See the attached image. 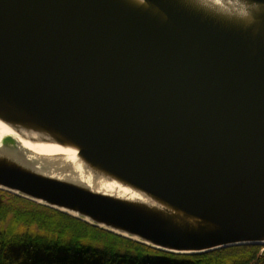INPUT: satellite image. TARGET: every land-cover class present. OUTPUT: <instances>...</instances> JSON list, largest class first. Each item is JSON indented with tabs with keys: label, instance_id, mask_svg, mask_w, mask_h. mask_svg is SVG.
<instances>
[{
	"label": "water",
	"instance_id": "obj_1",
	"mask_svg": "<svg viewBox=\"0 0 264 264\" xmlns=\"http://www.w3.org/2000/svg\"><path fill=\"white\" fill-rule=\"evenodd\" d=\"M257 2L0 0V121L75 158L7 135L0 189L169 253L264 247Z\"/></svg>",
	"mask_w": 264,
	"mask_h": 264
},
{
	"label": "trees",
	"instance_id": "obj_2",
	"mask_svg": "<svg viewBox=\"0 0 264 264\" xmlns=\"http://www.w3.org/2000/svg\"><path fill=\"white\" fill-rule=\"evenodd\" d=\"M0 264H264V247L169 253L0 189Z\"/></svg>",
	"mask_w": 264,
	"mask_h": 264
},
{
	"label": "bare ground",
	"instance_id": "obj_3",
	"mask_svg": "<svg viewBox=\"0 0 264 264\" xmlns=\"http://www.w3.org/2000/svg\"><path fill=\"white\" fill-rule=\"evenodd\" d=\"M7 135L16 137L26 150L31 149L32 151H35L38 155H44V156L60 155V156L67 157L72 162L75 161V158L69 149L59 147L57 145L40 144L37 142H32L29 140L22 139L17 134H15V132L11 128H9L8 126H6L0 121V144H1L2 139ZM119 191L122 192L123 194L135 196V195L128 193V191H126L125 189H119Z\"/></svg>",
	"mask_w": 264,
	"mask_h": 264
},
{
	"label": "clouds",
	"instance_id": "obj_4",
	"mask_svg": "<svg viewBox=\"0 0 264 264\" xmlns=\"http://www.w3.org/2000/svg\"><path fill=\"white\" fill-rule=\"evenodd\" d=\"M259 6H256L255 4L251 7L250 10L244 11L242 14L245 17H248L249 21L251 22L252 19H254V13L261 11L262 8H264V5H262L260 2H257Z\"/></svg>",
	"mask_w": 264,
	"mask_h": 264
},
{
	"label": "rangeland",
	"instance_id": "obj_5",
	"mask_svg": "<svg viewBox=\"0 0 264 264\" xmlns=\"http://www.w3.org/2000/svg\"><path fill=\"white\" fill-rule=\"evenodd\" d=\"M6 141H8V140L6 139Z\"/></svg>",
	"mask_w": 264,
	"mask_h": 264
}]
</instances>
